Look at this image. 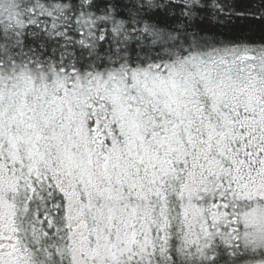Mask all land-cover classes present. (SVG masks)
Masks as SVG:
<instances>
[{
	"label": "snow or ice",
	"instance_id": "obj_1",
	"mask_svg": "<svg viewBox=\"0 0 264 264\" xmlns=\"http://www.w3.org/2000/svg\"><path fill=\"white\" fill-rule=\"evenodd\" d=\"M0 264H264V0H0Z\"/></svg>",
	"mask_w": 264,
	"mask_h": 264
}]
</instances>
